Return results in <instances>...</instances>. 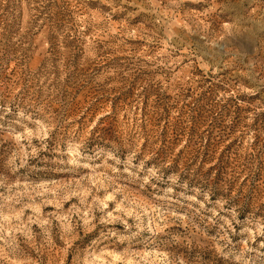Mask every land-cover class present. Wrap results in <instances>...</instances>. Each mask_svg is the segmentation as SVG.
Listing matches in <instances>:
<instances>
[{
  "label": "rangeland",
  "instance_id": "rangeland-1",
  "mask_svg": "<svg viewBox=\"0 0 264 264\" xmlns=\"http://www.w3.org/2000/svg\"><path fill=\"white\" fill-rule=\"evenodd\" d=\"M0 264H264V0H0Z\"/></svg>",
  "mask_w": 264,
  "mask_h": 264
}]
</instances>
